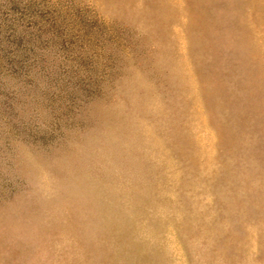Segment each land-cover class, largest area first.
<instances>
[{"label": "rangeland", "instance_id": "1", "mask_svg": "<svg viewBox=\"0 0 264 264\" xmlns=\"http://www.w3.org/2000/svg\"><path fill=\"white\" fill-rule=\"evenodd\" d=\"M0 264H264V0H0Z\"/></svg>", "mask_w": 264, "mask_h": 264}]
</instances>
